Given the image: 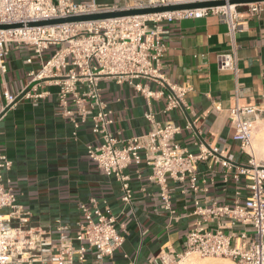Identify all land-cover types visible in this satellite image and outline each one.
I'll list each match as a JSON object with an SVG mask.
<instances>
[{
  "label": "crops",
  "instance_id": "crops-1",
  "mask_svg": "<svg viewBox=\"0 0 264 264\" xmlns=\"http://www.w3.org/2000/svg\"><path fill=\"white\" fill-rule=\"evenodd\" d=\"M85 1L89 0L77 2ZM97 2L101 9L123 3ZM244 10L238 15L240 26L234 39L217 14L163 23L167 46L163 72L171 83L190 89L186 107L167 112L164 96L157 95L149 106L146 98L129 84L101 80L103 99L113 119V134L122 142L146 134L151 126L145 113L151 109L157 121L173 122L183 128L177 141L190 152L198 153V144L204 143L216 147L220 155H232L235 164L246 162L248 156L233 139L230 110L237 104L260 106L263 102L264 11L250 15ZM233 47L239 59L238 80L218 68L219 54L231 52ZM56 49L50 46L38 55L31 46L12 43L6 58L7 72H0V113L6 104L5 91L18 97L33 84L30 96L25 95L1 113L0 153L12 161V168L4 174L11 180L18 202L30 213L29 226L34 231L55 237L56 223L61 221L73 235L77 223L85 221L80 206L92 208L91 199H95L105 214L116 217L124 242L111 257H99L88 249L86 264H158L162 249L177 254L186 251V234L197 218L195 202L233 207L236 201L249 196L246 179L226 176L221 163L202 160L197 171V191L191 188L189 179L170 182V211L165 208L160 188L149 181L151 170L143 161L126 169L132 188V201L126 204L121 184L115 177L105 175L89 157L88 146L100 143L92 121L80 122L76 129L59 103L58 87L51 81L33 80ZM147 83L152 90H161L160 85ZM220 223L226 233L253 232L250 226L232 225L227 220L208 225L217 227ZM222 259L230 261L222 264H235L229 258ZM204 262L205 259L198 260L199 264Z\"/></svg>",
  "mask_w": 264,
  "mask_h": 264
},
{
  "label": "built area",
  "instance_id": "built-area-1",
  "mask_svg": "<svg viewBox=\"0 0 264 264\" xmlns=\"http://www.w3.org/2000/svg\"><path fill=\"white\" fill-rule=\"evenodd\" d=\"M176 1L148 0L146 3L122 7L116 4L110 9H101L97 0H0V25L21 24L19 27L0 29V72H7L6 58L12 43L31 46L38 55L50 46H57L33 80L51 81L58 87L59 103L76 129L80 122L92 121V130L98 135L100 143L88 146L89 157L105 175L115 177L121 184L122 200L126 204L132 201L130 176L126 174V169L143 161L151 170L149 181L160 188L165 208L170 211V182L189 179L191 188L197 191V171L202 160L219 162L226 170V176L233 174L237 180H247L249 196L242 202L236 201L233 207L195 202L194 214L197 218L186 234V251L177 254L168 248L162 249L157 257L158 264H181L183 257L191 253L201 257L229 258L235 264H264V167L248 151L255 134L264 130V97L260 106L242 107L237 104L230 110L233 139L248 156L246 162L235 164L232 155H220L216 147L204 143L198 144V153L190 152L177 141L183 128L173 122L157 121L151 109L145 113L150 130L120 141L110 129L113 119L100 85L105 78L120 84L127 83L146 98L149 106L157 95L164 96L167 112L186 107V95L190 89L171 83L163 72L167 50L163 41V23L217 14L228 25L234 39L240 26L239 12L235 7L231 9L225 5L29 26L35 22L108 10L191 2ZM247 5L250 15H260L264 11V1ZM218 68L238 80L240 67L234 47L231 52L219 54ZM147 82L160 85L161 90H152ZM29 92L25 95L30 96ZM4 99L6 104L1 113L15 103L17 96L5 91ZM11 168L12 161L0 153V264L43 261L86 264L88 249L99 257H111L122 246L124 236L118 230L116 217L105 214L95 199H91L92 208L86 204L80 206L85 221L77 223V231L73 235L68 234V226L61 221L56 223L55 237L34 231L29 226L30 213L18 202L11 180L4 174ZM223 220L232 225L241 223L250 226L253 232L251 235L246 232L226 233L221 223L217 227L208 225Z\"/></svg>",
  "mask_w": 264,
  "mask_h": 264
},
{
  "label": "water",
  "instance_id": "water-1",
  "mask_svg": "<svg viewBox=\"0 0 264 264\" xmlns=\"http://www.w3.org/2000/svg\"><path fill=\"white\" fill-rule=\"evenodd\" d=\"M264 0H198L191 2H180L174 4H168L163 6H155V7H136V8H127L121 10H108L95 14L81 15V16H73L68 18H59L48 21H40L29 24V26H45V25H53L59 23H68V22H85L91 20H100V19H108L115 17H124V16H132V15H146L153 13H161V12H170V11H178V10H187V9H198V8H212V7H220L229 5H247L250 3L261 2ZM21 24L14 25H0V29L19 27ZM33 84H31L20 96L17 97L16 101L20 100L25 96L27 92L31 90ZM15 101V102H16ZM10 107H8L5 111H7ZM4 111V112H5ZM3 114V113H2ZM0 115V117L2 116Z\"/></svg>",
  "mask_w": 264,
  "mask_h": 264
},
{
  "label": "rangeland",
  "instance_id": "rangeland-1",
  "mask_svg": "<svg viewBox=\"0 0 264 264\" xmlns=\"http://www.w3.org/2000/svg\"><path fill=\"white\" fill-rule=\"evenodd\" d=\"M118 1H123L122 4L118 5L119 7H122V5H124V6L135 5L136 3H143V2H146L148 0H118ZM118 3H121V2H118ZM235 9H236V11H238L240 13V12H243L244 9L247 10L248 5H236ZM258 135L261 136L262 138H264V130H260L255 134V138H254V142H253L252 147H254L255 158H256L257 162L260 163V165H264V140L261 138L258 139ZM193 254L200 261L203 259H206V257H201L200 255H198L196 253H193ZM210 258H214V257H210ZM217 259L222 261L221 257H217Z\"/></svg>",
  "mask_w": 264,
  "mask_h": 264
},
{
  "label": "bare ground",
  "instance_id": "bare-ground-1",
  "mask_svg": "<svg viewBox=\"0 0 264 264\" xmlns=\"http://www.w3.org/2000/svg\"><path fill=\"white\" fill-rule=\"evenodd\" d=\"M180 1H193V0H178L176 2H180ZM236 5H229L227 4L228 8L233 9ZM261 138L264 140V138H262L261 136L258 135V139ZM248 151L255 157V150L254 147L251 146V148L248 149ZM264 167V165H262ZM219 259L216 258H206L204 264H222V262L225 263H229L230 261L228 259H222V261H218ZM198 260L197 258L194 256L193 253L189 254L187 256V258L184 259L183 264H197ZM224 263V264H225ZM199 264V263H198Z\"/></svg>",
  "mask_w": 264,
  "mask_h": 264
},
{
  "label": "trees",
  "instance_id": "trees-1",
  "mask_svg": "<svg viewBox=\"0 0 264 264\" xmlns=\"http://www.w3.org/2000/svg\"><path fill=\"white\" fill-rule=\"evenodd\" d=\"M77 1H79V0H77Z\"/></svg>",
  "mask_w": 264,
  "mask_h": 264
}]
</instances>
